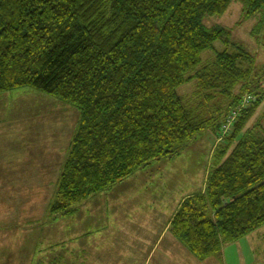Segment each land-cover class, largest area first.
Wrapping results in <instances>:
<instances>
[{
	"label": "trees",
	"instance_id": "16d2710c",
	"mask_svg": "<svg viewBox=\"0 0 264 264\" xmlns=\"http://www.w3.org/2000/svg\"><path fill=\"white\" fill-rule=\"evenodd\" d=\"M233 2L246 19L260 17L253 36L263 37L264 0H0V94L34 88L79 114L53 217L212 129L224 138L216 164L205 192L178 208L171 234L205 261L264 225V125L248 126L264 104V74L229 31L205 24ZM207 51L215 60L200 69ZM198 79L194 96L226 97L225 111L185 102L180 87Z\"/></svg>",
	"mask_w": 264,
	"mask_h": 264
},
{
	"label": "rangeland",
	"instance_id": "374dc122",
	"mask_svg": "<svg viewBox=\"0 0 264 264\" xmlns=\"http://www.w3.org/2000/svg\"><path fill=\"white\" fill-rule=\"evenodd\" d=\"M259 19V16L246 19L243 6L233 2L223 16L207 17L205 24L208 28L217 27L229 31L232 42L242 45L255 57L257 73L262 75L264 36H253ZM216 48L222 50L223 45L217 43ZM202 57L204 63L200 69L215 60V54L210 51L203 53ZM198 81L200 79L180 87L179 94L185 102L192 100V105L204 102V108L211 112L217 107L225 111L230 104L226 97L218 94L214 100L208 101L204 93L199 98L194 96L196 92H201ZM26 98L27 115L23 116L21 113L25 112H21V109ZM0 99V119H8L9 114L11 119L16 117V123L9 125V130L14 133L10 138L14 139L13 144L8 154L1 152L0 155L1 166H5L3 159H6L7 164L15 169V172H10V180L14 174L10 186H0L1 245L8 246L6 250L0 249L1 264L5 258L22 260L23 256L18 254V250L23 245L20 243L26 242L41 244L35 254L46 255V264H50L51 259L57 255H63V264H82V261L83 264H94L92 261L95 259L104 260L108 264H155V257L152 261L144 258L151 250H125L120 245L143 242L144 239L147 240L145 242L155 241L153 231H156V225L162 236L168 227L167 222L178 209H174L175 201L179 202L193 190L192 183H189L192 177H199L202 168L206 170L210 152L213 150V157L224 140L218 138L212 129H208L189 142L178 156L152 163L110 191L92 196L75 209L80 214L53 217L51 205L55 201L63 169L60 157L61 154L63 159L68 156L79 114L69 103L30 87L0 94ZM263 111L264 104L256 112L249 127L257 122L264 125ZM34 133H41V136ZM50 133L62 135L51 139ZM211 163L210 170L216 160L211 158ZM84 211H100V215L105 211L107 215L95 220L83 214ZM168 232L171 234L170 227ZM165 237L163 241L168 240ZM16 242L20 244L17 248ZM54 244L57 249L52 247ZM182 249L183 245L180 244L170 263H164L161 257L159 262L183 264ZM213 264H264V225L243 239L226 245L220 262Z\"/></svg>",
	"mask_w": 264,
	"mask_h": 264
},
{
	"label": "crops",
	"instance_id": "0c3cea01",
	"mask_svg": "<svg viewBox=\"0 0 264 264\" xmlns=\"http://www.w3.org/2000/svg\"><path fill=\"white\" fill-rule=\"evenodd\" d=\"M22 108L23 109H21L22 110L21 112H23V113L25 112V114L21 113V115L26 116L27 115V98L25 99V104H23ZM9 116L10 117L8 119L7 118L0 119V155H1V152L4 155L8 154L10 147H11V144H13V141H14V139H10L14 135V133L9 130V125H14L16 123V117L14 119H11L10 114H9ZM34 134L41 136V133H34ZM46 135H48V134L46 133ZM60 135H62V133H50L49 136L51 139H54V138H57V136L59 137ZM212 155H213V150L210 152V158L208 161L209 164H208L206 170H205V168H202L200 170V176L195 177V178L192 177L191 181L189 182V183H192V185H193L191 188V189H193V190H191L192 192L190 191V193L185 194L183 196L182 200H180L179 202L175 201L176 204L174 203V209H176V207L179 208L180 205L182 204V202H184L187 198L194 196V195H197V194H203L205 192L206 182H207V178H208V175L210 172L209 171L210 170V164H212L211 163V158H213ZM60 158H61L60 160H62V162H61L62 166L61 167H63V160L66 159L67 157H65L63 159V154H61ZM3 160H4V163H6V164H5V166L4 165L1 166V161H0V186H10L9 184H11L12 183L11 181L14 180V177H13L14 174L11 176V180H10V172H12V173L15 172V169L13 166H9L7 164L8 162L6 161V159H3ZM205 172H206V174H205ZM177 210L178 209H176V211ZM176 211L173 214V216L176 214ZM85 213L88 214L90 217H94L95 220H99V218H103V216L107 215V212H105V211L103 212V215H100V214H102L100 211L98 213L94 212V211H88V212L84 211L83 214H85ZM75 214H80V213L75 212ZM173 216H171L172 218L170 219L169 223L167 222V225H168V227L166 228L167 230L165 229L163 231L162 236H160V234H159L158 230L160 228L158 227V225H156V227L154 225L155 230H156V231H153V234L156 237L155 241L151 240L150 242H145L147 240L144 239L143 242L140 241V242H132V243H122L120 245V248L125 249V250H145V249L151 250V252L149 254H147V255L145 254L147 256V257H144L145 260H151L152 261L153 258L155 257L156 258L155 264H161V262H159L160 257H161L162 260L164 261V263H166V262L170 263L174 259V255H175L174 251L179 249L180 244H182L172 234H170L168 232L171 221L173 219ZM107 219L110 220V218H107ZM166 234L168 235L167 238L165 237ZM161 237H163L162 240H160ZM164 237L168 240L163 241ZM1 240H3V238L0 236V249L6 250L8 248V246H2ZM15 244H16V248L18 247V245L23 244L22 246H20V250H18L19 251L18 254L20 256L22 255L23 259L22 260H11L9 258H5L4 260H2L3 264H46V262L48 261V259H45L46 255L42 254V255L38 256V253L35 254L36 250H40V247H41L40 243L26 242V243H20V244L18 243L17 244V242H16ZM230 244H232V243H230ZM54 245H52V247L54 249H57V247H56L57 245H55V246ZM182 245H183V249H182V251H183V264H213V262L214 263L217 261H218V263L220 262L219 258H210V259H214L216 261L209 260V259H207L209 261L199 260L197 257L194 256V254L189 250V248L184 243ZM227 245H229V244H227ZM23 248H24V250H22ZM32 250H34V252H31ZM164 250H165V252H164ZM160 251L161 252L163 251V253H160ZM20 256H19V259H20ZM127 259H128V255L126 254V260ZM64 261L65 260L63 258V255H57V257L55 256L53 259H51V262L50 261L49 262H50V264H63ZM92 262H94V264H108L106 261L101 260V259H95ZM80 263H81V261H80ZM0 264H1V260H0ZM82 264H83V261H82Z\"/></svg>",
	"mask_w": 264,
	"mask_h": 264
},
{
	"label": "built area",
	"instance_id": "2783aa9c",
	"mask_svg": "<svg viewBox=\"0 0 264 264\" xmlns=\"http://www.w3.org/2000/svg\"><path fill=\"white\" fill-rule=\"evenodd\" d=\"M248 100H250V98H248ZM236 119V113H234L233 115H231L228 119L227 122L223 125L222 127V135L225 136L227 134V132L229 131V129L231 128L233 122Z\"/></svg>",
	"mask_w": 264,
	"mask_h": 264
}]
</instances>
